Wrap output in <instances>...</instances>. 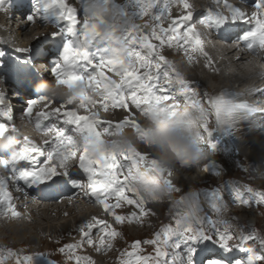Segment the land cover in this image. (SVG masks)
Returning <instances> with one entry per match:
<instances>
[{
  "label": "bare ground",
  "instance_id": "1",
  "mask_svg": "<svg viewBox=\"0 0 264 264\" xmlns=\"http://www.w3.org/2000/svg\"><path fill=\"white\" fill-rule=\"evenodd\" d=\"M1 1H3V0H0V2ZM104 1L107 4H110V5L112 4L110 2V0H88V2L92 4V11H91V13H86L87 17L85 15V12L83 11V9H81L80 4L78 3V7L77 6L75 7V10L79 13V16L77 17L78 24L82 26L84 24L85 20H87L90 26L94 25V23H91L92 21L96 22V20L94 19V16L98 13H101V11L102 12L105 11V8L102 7V3ZM200 1L203 2L204 8H205L204 13H203V24L205 26H207L208 28H210L215 35H217L221 30L228 28V27H231V26H240L244 29L239 43L235 47L230 49V51L224 52V58L222 59L225 62V63H222L224 65V71L221 74L219 72L216 73L215 75H210L209 73H207V71H209V65L206 63V61H204V53L201 50L202 47H200V45H198V44H196V45H195V43L193 44L192 41L189 43L188 40L185 39V36H184L182 31L177 35H174L171 37L169 36L171 33V31H169V29L172 28L173 16H182L184 14L183 7L178 5L176 3V0H167V3H168V10L167 11L163 10V5L165 3V0H160L159 4H157L155 7L151 8L149 15L143 17V21L140 24H143V26L145 28H148L147 29V36L149 38L159 37L158 31L159 30L161 31L160 34L162 35V37H159V41H158V44L160 46H162L165 43L162 39L167 41V43H173V44L175 43V41H174L175 39H179V40L183 41L184 43H181V45H183V46H180V47L176 46V47L179 51L183 50V53H185L184 54V63L186 64L185 68H187V70L188 69L189 70L188 71H186L185 69L181 70V67H180V69H179V67H177V68L179 70H181L182 73H186L189 81L190 80H194V81L196 80L201 84V91L204 92L203 95L212 93V96H210L208 100H205L202 102L201 98H199V100L194 104L198 107L200 106L202 109V111L200 110V114L202 113V117H201L202 120L200 122L201 123L205 122V124L207 126V128H206V126H205V128L208 129V131H211V133H212L211 136H208L206 131L203 132V139L205 140V138H214L215 136H219L223 143L228 144L227 146H229V150L234 149L239 155L243 156L244 158L247 156H256L255 159H257V162L260 164V168L257 171L259 173H260V171H262V174L264 175V166L262 164V160L264 157L263 156L264 155V145H263L264 140L263 141L259 140V142L257 143L259 145V148H255L254 141L252 139H249V137H247V138L243 137L242 138L240 136L239 137L236 136V132L238 131V126L231 123L232 114L230 112V109H228L227 106L221 105L220 102L217 100L218 93L220 92L219 87L216 86V87L212 88L209 84V82H212V83L214 82V84L220 85V81L222 80L221 83L225 84V85H223V88H226V87L231 88V87H234L235 85H238V87H240V86L242 87L244 85H247L250 81H253L256 79L261 80L264 77V47L260 46L261 41L264 40V27H262V25H264V9H256L253 7V4L256 2V0H213L210 2H207L205 0H200ZM34 2L38 3V6H37L38 13L35 16L34 25H49L50 27L54 28V26L57 24V21L54 19L53 15L48 14L46 7L43 5V3H41V0H34ZM195 2L197 4L199 3L198 0H195ZM195 2L193 0H188V3L191 5L190 11L193 12V19L188 22L190 25H193L192 24L193 20H195L194 17L197 15L195 12V6H196ZM239 4H242L244 6L242 10H240L238 8ZM120 6L125 7L127 9L128 13L131 17V20H137L139 17H141L139 15L140 6L137 5L134 2V0H121ZM145 7H146V5H145ZM253 12H257V19L256 20L252 19V13ZM8 14L9 13H7V15ZM20 16L22 17L23 14L20 13ZM156 16H160V19L158 21L154 19V17H156ZM245 16L247 17L246 23H241V22L231 23L233 18H235L237 21H239ZM113 17H114L113 13L104 12L103 17H99L98 21L100 22V25H103L105 27V29H113V31H109V30L106 31V35L109 37V39L115 41L120 46V49L111 50V49H109V46H105L103 52L112 51L114 53L113 56H109V55L104 56L103 54L98 53V58L95 59L94 62L91 61L92 65L98 64L101 59H108V58H115V57H120L123 59L122 56L125 52L123 45H124L125 41L127 39H129V37L127 34H125L123 32L122 27L115 28L113 26V25H115ZM224 18H227V20H228V22L225 23L224 25L217 26V24L213 22V20L224 19ZM126 21H128V18H125V22ZM0 25H1L2 29L5 28V29L0 31V35L1 34L5 35V39L7 41L11 40L12 38L15 39V37H16V40L24 39L25 41L24 40L21 41V42H23L22 45L24 47H26L30 43H33L37 37L39 38L42 34L47 33V31H45V28H43L41 30V32H39L40 26H38V27L35 26L34 28H32L34 26L33 25L31 27L32 29L28 28L26 26V28L23 29L22 31H17V32L12 31V34H9V30L6 29L7 24L5 23L4 15L1 12H0ZM10 28H13V26L11 25L9 27V29ZM130 29L137 30V26L133 25V23H132L130 25ZM253 32H255L256 35H254V36H248L247 35L248 33H253ZM117 33H120L121 35L118 36ZM192 34L194 35V39H199V35H197V32L195 30H194V33H192ZM195 35H197V37H195ZM11 36H13V37H11ZM192 36L190 37V39H193ZM230 42H231V40L227 41V43H230ZM9 44H10V42H9ZM203 45L205 48H210V46L208 44H203ZM250 45H251V47H249ZM76 47H77L78 51H83L80 48L79 44H76ZM159 48L160 47H157V49H159ZM161 51L158 53L159 57L161 56V54L163 57H167V56L171 55V51H165V50H163V52H161ZM236 52H241L240 55L245 56V58L244 59L241 58V59L236 60L235 59V56H236L235 53ZM130 53L133 54V55H130V59L129 58L123 59V65L122 66L127 71L132 67V65H133L132 60L136 59L135 54L139 55V51L133 50ZM196 60H198V62H196ZM13 62L14 61L12 59H9L8 57L4 56L3 50L0 49V72H1L0 74H2V75H0L1 76L0 81L3 84L5 83L6 86L8 85L9 80H15L16 76H18L19 72H21L17 69V67L13 64ZM175 68H176V66L172 70H175ZM113 69H115V73H119L117 71L116 65H113L112 68L108 69V71L117 77V79H118L117 83L121 82L123 80L122 77L120 76V74H115L113 72ZM210 72H212V70H210ZM93 79H94V82H97V84L100 87L106 89V91L108 92L107 95L106 96H98L96 98H91V99L84 98V100L82 102H80L79 104H77V106L74 109L68 111V115L79 116L80 120L81 121H87L90 127L92 125L98 126L100 129V133H102V135L107 140L109 139L108 141L111 144V146L121 145L122 147H124L125 145H128L129 148L132 149V151H142V149H140V147H139L140 145L133 144V141H136L137 138L130 139L128 137L127 133H124V134L120 135L119 139H118V137L115 136V131L118 127L123 128L124 126H126L127 124H130V123L133 124L134 126H136V125L140 126L143 130H145L146 127L143 126L141 121H138L134 117V112L132 109L129 110L130 116L124 117L120 111H117L114 114H112V110H110L109 107H107L106 110H104L103 107H98V105H103L105 102L108 105L112 104L114 102H119V99H118V97H116L112 93V89H115V84L111 85L107 82V80H101V78H100V80H98L97 78H93ZM50 86H52V88H53L52 83ZM86 87L83 88L76 82L75 90L78 91L79 93H81L83 90H85V91L87 90ZM123 87L120 89V91L122 92V96L124 97L125 100L132 102L133 98L130 99L129 95L124 91ZM0 92H2V88H0ZM184 94H187L186 91ZM49 95H51V96H49ZM43 96H45V98L48 100L47 104H49L52 101L50 103V105H51V104H54L55 101L59 97H61V92H60V90L58 91L54 88L48 89L43 94ZM23 100H24V98L21 99V101H23ZM94 102H96V103H94ZM16 104H19V101H17ZM88 104L90 105V107L87 106ZM41 105L43 106L42 113H44V110H46L47 105L44 104L43 102L41 103ZM98 108L103 109V114L97 111ZM111 108H113V107H111ZM5 111H6V109L1 108V106H0V118L4 116ZM140 116H147V117H150L151 121L153 120V115L148 111H143L142 113H140ZM193 116H195V115H193ZM41 122H42L41 127L36 129L38 132H40L42 134L40 137V141H39L40 144L47 146V145H51L52 143L55 142L54 148H56V149H53V151H56V153H55V155H53L52 159L54 157L58 156L59 150L61 149L60 148L61 145L59 144L60 141L62 142V140H65L66 144L68 146L72 145L73 143L76 144L77 149L75 151H69V149H68L67 152H65L61 155V163H60L59 167L56 168L58 170L60 169V167H62L63 169L69 168L70 170L73 171V173H70L71 174L70 178H65V177H63L64 172L62 169L59 171L61 173V177H56V178H54V180L52 182H49L48 184H45V185L37 186V187H35V189H33L32 187L29 186V182L27 181V178L24 175V173H26L27 171H31L33 168L39 166V163L37 164L39 157L37 155H33V152H34L33 150H31V152L28 151L26 144H23L17 148V149H21L20 152H17V155L20 158H22L23 161H22V163H18V161L13 163L14 176L16 178L23 177L26 180L25 194L27 195L29 201L32 203H36L37 200H41V201H43L44 205H46V208H41L40 210H36V208H33L32 211H34V212L28 211L25 209H21V212L18 213V215H16L15 213H9L8 211L4 210L3 208H0V243L3 242V244H4V241L6 239L13 241L17 245L21 244V245L36 246L37 243H40L41 239L37 238V234L33 233L34 234L33 235L30 232L31 230H29L27 228L26 224L32 225V227L37 231L38 234L41 233L44 235L46 232H49V233L51 232L52 235H57V234L61 235L62 233L67 234V233H71L73 231L71 228V223H75V227L77 228L76 230H78V229H80L82 224L95 223V221L93 220L94 217H98L100 221H105V220L108 221V216L106 215V213L104 211H102L101 205L99 204V202L97 200H95L96 194L90 195L88 193V190H90V188L92 186L97 184L95 178L91 174H89L88 176H85L81 172V170H79L77 168V164L80 163V156L82 154H84L86 156L87 160L89 161L88 151L86 149L83 150L82 142H81L80 138H78V137L69 138V132H71V131H69V132L64 131L61 128H58L57 126L50 124L48 121H45L43 118H42ZM117 122H121V123L117 124ZM193 125L190 123L187 124L189 129L192 131L197 129L195 127V125L194 126ZM45 132H49L50 134L49 133L44 134ZM58 132L62 133L63 135H57ZM132 135L133 136L135 135L134 131L132 132ZM257 136L258 135L254 136L255 140H258ZM260 136H261V138H263L262 136H264V132H262V134H260ZM195 141L197 142L200 140L198 138H194L193 136H189V135H185V136L178 138V143H180L181 145H183L185 147L187 145H189L190 149H191V147L198 145ZM173 142L174 141L172 138L166 139V141H165V144H166V146L170 152V155H172V156L176 155V152H177L176 149L174 148ZM259 143L262 144L261 147H260ZM212 144L214 145V147H216L215 143L212 142ZM253 145H254V147H253ZM143 151H144V148H143ZM153 151L151 150L149 152V151L145 150V153L149 154ZM123 156H125V155L118 152L117 150L115 151L116 162L119 164V167H117V170H119L121 173H123V177L126 178L125 182L121 185L134 193L136 201L142 200L144 197H146L144 192L146 190H148L149 188H152V187H154V189L156 190V192L153 194L159 195V193L162 191L161 186L154 183L153 181H151L150 183H146L144 181V179L138 178L135 175L134 170H132L126 166L127 160L122 159ZM234 156H235V153H234ZM31 157H33V159L35 160V163L32 162ZM247 159H248V157H247ZM173 160H174V158H173ZM249 160H251L250 157H249ZM179 165H180V170H179L180 173L188 174V176H189L188 178H190V175L193 177L195 176L196 171L194 170V168L190 164L186 165L184 163H180ZM87 166H88V168H90L89 163L87 164ZM254 175L256 176V174H254ZM254 175H252V176H254ZM180 176L174 178V181L177 184V187H182L183 186L182 183L187 181L186 177H184L183 175H182L183 177H180ZM6 178H8V177H6ZM74 179H78L80 181H83L81 183L82 189H78L74 193H76L77 197L79 198V200H80L79 204L80 205L83 203H85V204L88 203V207H87L88 209H84L82 206H81V208H78L80 205H77L74 208L69 209L68 208L69 206L66 205V204H68L67 203V195H63V194H60V196H58L56 198L46 199V200L39 199L37 197V192L39 190L47 189L51 183H55L60 188L67 189L68 192L70 193L73 190V187L71 186V181H73ZM192 179H193V183L195 184L197 181H194V178H192ZM261 179H263V178H261ZM0 197H2L4 199L8 198L1 192H0ZM146 200H148V199H146ZM149 201H150V199H149ZM157 201H158V199H157ZM58 203H64V204H63V206H59ZM109 203H110V206L112 209L115 206H117L116 203H112V202H109ZM166 203H167V200H164L161 202V204H157V205L155 204L156 206H154V210L160 209V211H162L164 208V207H162V205L165 206ZM17 206L19 207L18 203H17ZM160 206L162 208H159ZM139 207H140L139 213H137L136 215L130 214L131 216L136 218V222L132 223V225L130 227H128V229L124 228V231L125 232L128 231V234L129 233L130 234L133 233L135 235L137 234L138 237H140L139 232H140L141 228L142 227L144 228L145 226H147V219L144 218V216L146 217L145 211H146V213H148L147 216H150L149 212H152V210L147 211V210L152 209L151 206H146V205L140 206V204H139ZM119 208H120V206H119ZM87 212L90 213L89 216H87ZM51 213H54L55 217H59L60 220L57 219L58 224L60 222L59 229H57L56 227L52 228L53 225L50 222V218L48 217V215ZM67 214H68V216H67ZM126 214H129V213H126ZM60 216H61V218H60ZM20 218H21V220H19ZM65 218H68V219L65 220ZM155 218H156V215H155ZM51 219H53V218H51ZM112 222H113V220H112ZM55 223H56V221H55ZM55 223H53V224H55ZM122 226L124 227L125 225H122ZM111 228L112 227L109 226V231H111ZM94 233H95V231H94ZM54 237H56V236H54ZM20 239H23L24 242L20 243ZM46 240H47V238H46ZM97 240H98V242L101 240L100 235H98ZM43 241H44V239H43ZM49 242H51V241H49ZM105 244L108 245V243H105ZM85 251H89V249L88 250L86 249ZM212 252L213 251L209 250V249H203V248L199 249L197 255H200L201 258L200 257L197 258L196 264H205L206 258ZM78 255H80V254H78ZM103 255L101 256V260H104ZM227 255L230 258L231 257H233V258L229 259L226 264H233L232 259L238 258V256H234L235 254L232 252H229ZM182 263L183 264H187V263L191 264V262H189L187 259H183Z\"/></svg>",
  "mask_w": 264,
  "mask_h": 264
},
{
  "label": "rangeland",
  "instance_id": "2",
  "mask_svg": "<svg viewBox=\"0 0 264 264\" xmlns=\"http://www.w3.org/2000/svg\"><path fill=\"white\" fill-rule=\"evenodd\" d=\"M9 1H13V0H9ZM46 1L47 3L51 5L50 10L54 12L53 14H55L56 17H58L57 13L60 11L59 0H46ZM6 2L7 0L1 1L0 8L3 7L2 4ZM65 25L66 24H63V26ZM42 29H43V26H40L39 32H41ZM70 29L76 32L74 27H71ZM1 30L2 29L0 27V31ZM49 30L51 29L49 28L47 30L45 28V31H47L46 33L47 35H48ZM79 32L80 33H76L77 35L80 36L78 40L80 41V44L84 45L86 48H88L91 42L92 43L95 42L94 40H96L98 37V36H95L94 38L91 39V41H89V40L82 38L83 31L81 29H79ZM98 32L100 33V35H102L101 29H99ZM9 34H12V32L9 31ZM46 34L43 35L44 37L42 39H47ZM23 40L24 39L16 40V41L21 46L23 43L21 41ZM40 40H41L40 38H37L36 41L30 44H33L35 47L41 42H44ZM104 41L106 40L104 39ZM155 42H156V39H153L152 43H155ZM127 47L131 48L132 46L128 44ZM167 47H168L167 45H164L162 46V49L167 48ZM0 49H3L2 43H0ZM93 50L94 49H92V53H94ZM161 52H163V50ZM4 55H7L8 57H10L12 54L5 52ZM206 60H207V57H206ZM150 61H151V64H153L152 62L153 60L150 59ZM173 68L174 67H172V69ZM80 69L79 71L82 75L84 72V66L81 65ZM185 70L188 71L189 69L187 70V68H185ZM209 74L215 75L214 73H209ZM170 76L166 77L169 80V84L167 88L168 95L171 96V100L176 105L175 110L178 115V121L180 122V123L177 122L175 124L174 130L171 131V135L172 137H178L180 134L189 135V136H193L194 138H198L200 140L197 142L195 141L198 144L196 146V149H195V146L192 147L191 151L193 152V157L189 155L182 156L183 158L189 159V163L193 165V168L196 171L195 176L193 177L189 174L190 178H188L189 177L188 174L185 173L186 174L185 175L181 173L180 177L184 176L187 179V181L182 183L183 185L182 187H177V184L175 182H174L175 184L162 182L163 179L168 181L169 176L166 174H163L162 179L156 178L155 174L152 172L151 168L149 167L150 165L153 164L154 169L159 170V166L154 161L155 155L149 154L146 157H144L143 160H140L137 154H141V152L131 151L132 149L129 148L128 145H126V147H123V148L118 147V150L121 153L125 154L126 156L135 158L134 160L127 161L126 162L127 166H129L133 170H136V171L139 170L138 174L142 176L143 178L147 177L156 183H161L164 190H162L159 193V195H154L151 190H147L146 197H144L142 200H139V201L133 200L132 199L133 195L131 191H127V196L124 197L121 201L117 202V204L120 203L122 205L120 213H125L128 211L132 213V215H136L139 212H137L135 208H130L128 204L124 202L125 200H127L128 197H131V199L135 201L138 205L140 204V206L142 205L151 206L152 209L147 210V211L152 210V212H149L150 216H147L148 213L146 214V217L144 216V218L147 219V226H145L144 228L143 227L141 228L139 232L140 237H138L137 234L136 235L133 233L128 234V231L126 232L124 231V228L128 229V227L130 226L123 227V226H120L119 223H116L113 219H108V223L113 220L111 227H115L116 230L120 232L121 235L118 238H116L114 242H112L111 240H108L105 242V243H108V245L111 244L110 245L111 247L108 250V252L106 251L105 254L103 255L104 260H101L102 255L96 254V251H97L96 248L88 247V244L86 242L84 243L83 248L78 250L76 254H80L79 256L85 257V258L91 257L92 260L94 261V264H119V262L122 260V257L119 256V253L121 252L126 253V252L132 251L130 247L127 246L129 243H131L134 240L145 241V243L141 247H138L137 250L136 249L133 250L137 253L139 257L141 256L139 255L140 249H143L146 246H150V247L153 246L150 243H148L149 241L153 239V234L156 232H160L162 229V226L163 228H167L169 226L165 222L167 221L166 217L168 216V212H169L170 218H172L170 219V223L174 225L171 227L173 234L171 235L170 239L168 240L166 244L169 249V252L165 257L162 258L160 264H169V262H171V264H183L182 263L183 259H187L189 262H191L192 256L190 255V252L188 250L190 245L186 243V241L190 240L195 230L201 229V228L203 229L204 232H207L208 234H220L225 237L222 243H224L228 248L232 249V251L230 252L234 253L235 254L234 256H238V258L232 259L233 264H238V262L246 261L249 257H252L251 255H253V253H255V257L253 258L264 256V175L262 174V171H260V173L257 171L260 168V164L257 162V159H255L256 156H247L248 157L247 159V157L244 158L243 156L239 155L234 149L229 150V146H227L228 144L223 143L219 136H215L214 138L210 139L211 142L216 144V147H214V150L213 148L209 146H205L206 142H204V139H203V132L205 131L207 126L205 122L204 123L200 122L202 120L201 118L202 113L200 114V110L202 111L201 107L200 106L198 107L194 104L199 100V98H201L202 102L205 100H208L209 97L212 96V93L203 95L204 92L201 91V84L196 80L195 81L190 80V84H191L190 87L192 88V91L187 92L185 90L187 94H184L185 93L184 89L187 88L184 82L188 83L189 81V79L187 78V75L182 76V78L179 77L184 82L182 81V85H179L178 87L176 86L177 83L175 80V76H172V77ZM221 82L222 80L220 81V85H216L214 84V82L213 83L209 82V84L212 88L216 86L221 88V86L225 85L224 83H221ZM3 87L6 88L7 86L5 85V83L3 84L0 81V88L3 89ZM137 88L139 89L140 87L138 86ZM140 94L143 95L144 100L151 98L152 95H155V94H148L145 91L144 92L140 91ZM59 98L57 99L58 101H59ZM61 104H62V107L64 108H67L69 106V103L66 102V99L65 101H62ZM150 108H153L155 110V106L152 105V102L150 104L143 103L142 109L147 110ZM156 109L157 111H159L158 107H156ZM62 121H65L67 125L69 124L67 118H64ZM58 122H61V121H58ZM143 122L144 124H148V120L146 118L143 119ZM188 123L192 125L194 124L197 129H195L194 131L190 130L189 127L187 126ZM182 124H185L186 126H182ZM83 127H84V123L81 125H77L76 129L80 130V128H83ZM138 129L141 131V127H138ZM158 130H159V134L164 135L162 130H160L159 128ZM127 131H128L127 133L128 137H130L131 136L130 130H127ZM121 132H123V134L125 133L124 131L117 129L116 135L119 137ZM80 134H82L81 131H80ZM145 134L146 133L143 134V137L145 136ZM138 135H139V138L133 143L140 145L139 147L140 149H142V151H143V148H144V151L148 149H152V147L148 143H145L140 133ZM239 136H241L242 138L243 137L247 138L246 136H242L241 134H239ZM252 140L254 141L255 148H259V145L257 144L259 141H256L255 143V140L254 139ZM259 140L263 141L264 139H259ZM83 144L84 146H87L86 140L83 141ZM259 144L261 147L262 144L261 143ZM98 146H102V145L100 144L96 145L95 152L89 153L90 157L92 156L91 161L99 159L101 154H103V152L98 150ZM174 147L179 151L182 145L176 142ZM114 151L115 149H111L109 154H114ZM234 153H235V156H234ZM249 157L251 160H249ZM262 164L264 166V157L262 160ZM100 165H95L91 163V166L95 167L94 168L95 171L97 170V168H99ZM206 166L208 170L204 174L203 170L205 169ZM113 171L117 174V176H119L120 173L116 172L117 171L116 168L115 169L106 168L103 171L105 173L104 176L106 180L110 177ZM254 174H256V176ZM192 178H194V181H197L195 184L193 183ZM98 181L99 182L101 181V177H98ZM110 182L111 181L109 180V183ZM105 187H107V184L105 185ZM116 187L120 189L118 187V184L116 185ZM256 187L259 189H257ZM177 192H182V193L179 196H176ZM192 193L194 194L196 193L197 195L196 199H194V196H193L194 194ZM107 194L111 195V193H107ZM257 194H260V196H258ZM164 200H167L166 205L165 206L162 205V207H164L165 209L163 208L162 211H160V209L154 210V206H156L157 204H161V202ZM243 201H248L247 206L243 205ZM162 207L160 206L159 208H162ZM188 213L192 214L191 217L195 219L196 222L186 217ZM49 215L48 217L50 218V222L53 225L52 228L56 227L57 229H59L60 222L58 224V220H57L59 219V217H55L54 213H51ZM155 215H156V218H155ZM118 218L119 217H117V219ZM66 219L68 218H65V220ZM54 220L56 221V223ZM26 225H27V228L31 230L30 232L32 234L33 233L37 234V238L41 239L40 243H37L36 246L21 245V244L17 245L13 241L6 239L4 241V244L3 242L0 243V251L13 249L16 251L17 254L12 253L11 255H4L3 257H0V264H16V260L19 259L22 261L24 256H32L34 260V264H71V259L67 258V256L64 254H61L60 250L62 246L68 244V241L72 242V241L77 240V243H74V245L78 246L81 241V238H79L77 233H75L73 235L74 237L72 238H70V234L72 233L70 234L62 233L61 235L60 234L52 235L51 232L50 233L46 232L43 235L41 233L38 234L37 231L32 227V225L30 224H26ZM242 228L243 229L247 228L249 230L259 232L261 234L260 236L263 242H261L258 246H254L253 244L248 243V241L244 242L242 238L245 235L240 230ZM187 229H191L193 231H186ZM92 239L93 241L95 240L94 238ZM161 241H162V238H160V241H158V243L164 244ZM21 242H24L23 239H20V243ZM94 242L98 243V241H94ZM196 247H198V250L201 248L212 250L213 252L211 254L215 253L216 258L218 257L222 261V264H226L229 259L233 258V257L230 258L227 255L229 252L225 253L220 248L219 249L215 247L209 248L206 246H196ZM238 247H240L242 250H238ZM86 249L87 250L89 249V251H85ZM161 250L164 252L163 248H161ZM199 257L201 258L200 255H196L195 261ZM258 264H264V259H260L258 261Z\"/></svg>",
  "mask_w": 264,
  "mask_h": 264
},
{
  "label": "snow or ice",
  "instance_id": "3",
  "mask_svg": "<svg viewBox=\"0 0 264 264\" xmlns=\"http://www.w3.org/2000/svg\"><path fill=\"white\" fill-rule=\"evenodd\" d=\"M134 2L140 6L139 8V15L143 18L145 16L149 15L150 9L155 7L157 4L160 3V0H134ZM176 3L180 6L183 7L184 9V14L182 16H173L172 18V28L169 29V31H182L185 39L188 40L190 43V37L194 31L193 25H190L188 22L193 19V12L190 11L191 5L188 3V0H176ZM145 5H147L145 7ZM253 7L256 9H264V0H256V2L253 4ZM59 9L60 11L57 13V16L61 19H63L65 22H69L73 19V9L67 7L66 0H59ZM163 10L167 11L168 10V3L167 0H165V3L163 5ZM170 14V13H169ZM26 19L29 22H32L34 17L32 15H29L26 17ZM155 20H159L160 16L154 17ZM252 19L256 20L257 19V12L252 13ZM214 23L219 25H224L225 23L228 22L227 18L224 19H218V20H213ZM246 23L247 22V17H243L241 20L237 21L235 18L232 19L231 23ZM264 27V25H262ZM83 29V39L90 40L94 38L95 36L99 35V32L96 28L95 25H89L88 21L85 20L84 24L82 25ZM129 35H132L131 30L129 31ZM198 35V34H197ZM248 36H254L256 35L255 32L253 33H248ZM57 36L56 33L52 34V38L55 39ZM38 38V37H37ZM36 38V39H37ZM157 40H159V37H156ZM144 43L146 46L149 48V50L154 54L155 49L149 42L148 38L145 36L143 38ZM131 43L135 44L136 40L133 39L131 40ZM197 43L199 44L200 41L197 39ZM261 47H264V40L261 41L260 43ZM251 47V45L249 46ZM30 49L28 48L26 51L28 52ZM19 52H22L23 50H17ZM67 53H71L78 59H83L86 60L88 57L87 51H75L71 49V46L68 42L65 43L63 51H62V60H67L68 55ZM130 55H133L130 53ZM137 61H139L142 65L146 66H151V61L148 58L141 57L138 54H135ZM161 63L163 64L166 61V57H163L162 55L159 57ZM113 65H123V59L120 57H115V58H108V59H101L98 64H93L92 67L95 69L100 70L98 75L100 76L101 80H108L110 77L108 76V69L112 68ZM61 65L59 62H57L53 68V74H56L57 69L60 68ZM113 72L115 73V69H113ZM119 74V73H115ZM155 79H159V77H156ZM78 80H82L80 77H76L74 75H70V78L68 80L65 79H58V83L60 84H67L71 85L73 82H76ZM131 84H136L138 85L141 89H144L148 93H152V88L155 86L151 82L149 83V86H145V84L142 82V77L139 74H127L125 75L124 79L119 82L115 83V89L118 91L120 90L123 86L125 85H131ZM188 91L191 92L192 88L189 86ZM160 92L163 93V96H151V100L155 104H160L162 101H167L171 99V96L167 95L168 89L167 88H161ZM43 99V98H41ZM37 100H28L27 101V107L25 108V114L30 115L31 114V106L35 103H37ZM138 100L133 99L132 104L130 105L128 101H124L123 105H121L119 102H114L111 105H108L106 102L103 105H98V107H103L104 110L107 109V107L111 106L113 108H121L123 107V110L126 112L131 109L133 105H137ZM59 112V109L56 110ZM39 115H43L46 117L45 113H41ZM67 115V113H66ZM5 118H8V114H4ZM69 123H74L73 121H68ZM121 122H117L119 124ZM3 125H0L2 127ZM81 132H89L92 131L91 128L88 127H83L80 128ZM207 132L208 136H211L212 133L211 131H208L205 129ZM57 135H63L62 133L58 132ZM97 136V139H99V132L97 131L95 133ZM211 148L214 150V145H210ZM54 155V152H50L44 159L43 162L39 164V166L33 168L31 171H27L24 173V175L27 178V181L29 182L30 187H35V186H41L48 184L49 182H52L54 178L56 177H61V173L57 171L55 165H52V157ZM141 160L144 159V154H137ZM122 159L124 160H134V157L130 156H123ZM116 157L114 154H101L99 159L88 161L86 156L82 154L80 156V163L78 164V167L82 172L85 174H88L91 172V169L88 168L87 164L92 163L95 165H100L104 164L105 168H110V169H115L119 167L118 163H115ZM154 163V162H153ZM51 165V166H50ZM208 168L207 166L205 167L204 171H207ZM96 175L100 177H104L105 173L101 171L99 168H97V171L95 173ZM70 173L68 171H65L63 173V177L65 178H70ZM122 177V179H121ZM125 179L123 177V173H120L119 176L113 171L110 175V177L106 179H101V181L94 186L90 188V191L93 194H103L102 198L98 197V202L101 205L102 211L106 213V215H111L112 219L119 223L120 225H123L125 222L132 224L136 222V218L131 216L130 214H121L118 211L113 212L111 206H110V201L112 203H116L117 201H121L124 197L127 196V190L120 188L118 189L116 187L117 184H123L125 182ZM109 180L111 181L109 183ZM83 181H71V186L73 188H79L80 184ZM107 184V187L105 185ZM107 193H111V195H108ZM260 196V194H257ZM130 208H135L137 212H140L139 205L131 199V197H128L127 200H125ZM248 201H243V205L247 206ZM0 208H3L4 210L8 211L9 213H15L18 215L16 212V209L14 208L12 204V198L9 195L8 198L5 200L4 198L0 197ZM117 210H119V206H117ZM147 214V213H145ZM121 219L117 220V217H121ZM93 220L95 223H85L82 224L79 231L81 234V241L79 245H64L61 247L60 253L64 254L67 256V258L71 259V264H94V261L92 260L91 257H81L77 253L78 250L83 248L84 243L86 242L89 247L96 248V254L97 255H103L106 251L110 249V245H106L105 242L108 240H112V242L115 241L116 238H118L121 234L116 230L115 227L111 228V231H109V223L107 220L105 221H100L98 217H94ZM99 232L101 234V240L97 243L92 240L93 234ZM186 231H193L191 229H187ZM173 234L171 226H168L167 228H162L160 232H156L153 234V239L149 241L151 245L154 246L155 250V260L156 264H160L161 260L163 257L167 255L166 252H163L161 248L159 247L158 241H160L161 235L163 236L162 238V243L165 245L167 244L168 240L170 239L171 235ZM225 239L224 236L220 234H208L207 232H204L203 229H197L194 231L193 235L191 236L189 241H186L190 245L189 247V252L190 255L192 256V261L191 264H196L195 261V256L198 254V247L196 246H206L209 248H220L223 250L225 253H228L232 251V249L228 248L222 241ZM244 242L249 241L250 238L249 236H244L243 238ZM145 241H139V240H134L131 242L130 247L133 249H136L138 247H141ZM238 250H242L240 247H238ZM12 253H16L15 250H4L0 251V257H3L4 255H11ZM17 254V253H16ZM119 256L122 257V260L119 262V264H152L153 257L149 256L147 258L143 256L137 255L135 251L131 252H121L119 253ZM134 257V258H133ZM260 259H264V256L262 257H249L246 261L244 262H238V264H258V261ZM16 264H34V260L32 256H24L23 260H16ZM171 264V262H169ZM205 264H222V261L218 258H216V255L210 254L206 260Z\"/></svg>",
  "mask_w": 264,
  "mask_h": 264
},
{
  "label": "trees",
  "instance_id": "4",
  "mask_svg": "<svg viewBox=\"0 0 264 264\" xmlns=\"http://www.w3.org/2000/svg\"><path fill=\"white\" fill-rule=\"evenodd\" d=\"M257 189H259V188H257ZM245 233H246L247 236H249L250 238H252V239H249V241L255 242L257 244V239L261 235L259 232H256V231H253V230H249L248 229V231H246Z\"/></svg>",
  "mask_w": 264,
  "mask_h": 264
},
{
  "label": "clouds",
  "instance_id": "5",
  "mask_svg": "<svg viewBox=\"0 0 264 264\" xmlns=\"http://www.w3.org/2000/svg\"><path fill=\"white\" fill-rule=\"evenodd\" d=\"M98 150L101 151V152L106 151V149H105L103 146H98ZM147 151L150 152L151 149H148ZM144 181H145L146 183H150V182H151L150 178H147V177L144 178Z\"/></svg>",
  "mask_w": 264,
  "mask_h": 264
}]
</instances>
